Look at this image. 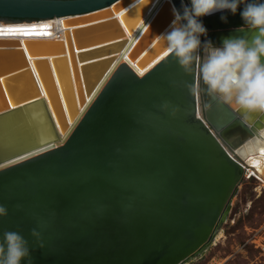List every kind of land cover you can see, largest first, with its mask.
Returning a JSON list of instances; mask_svg holds the SVG:
<instances>
[{
	"label": "water",
	"instance_id": "1",
	"mask_svg": "<svg viewBox=\"0 0 264 264\" xmlns=\"http://www.w3.org/2000/svg\"><path fill=\"white\" fill-rule=\"evenodd\" d=\"M129 1L0 0V21L63 27V39L0 38V238L20 232L31 264H185L211 245L245 175L186 87L196 68L167 52L136 73L150 60L133 58L152 40L151 57L161 51L174 18L168 1L144 18L153 0L121 10ZM239 11L201 18L214 45L254 35L237 31Z\"/></svg>",
	"mask_w": 264,
	"mask_h": 264
},
{
	"label": "clouds",
	"instance_id": "2",
	"mask_svg": "<svg viewBox=\"0 0 264 264\" xmlns=\"http://www.w3.org/2000/svg\"><path fill=\"white\" fill-rule=\"evenodd\" d=\"M238 9L244 23L237 31L254 35L230 36L219 46L214 45L201 18L225 11L235 15ZM173 15L170 30L162 34V39L185 73L197 69L198 79L186 85L189 91H203L210 98L205 108L225 106L244 123L255 114H264V0H182ZM220 18L227 22L226 16ZM6 215L7 209L0 205V218ZM32 235L38 236L35 229ZM0 264H31L29 242L20 232L3 233Z\"/></svg>",
	"mask_w": 264,
	"mask_h": 264
},
{
	"label": "bare ground",
	"instance_id": "3",
	"mask_svg": "<svg viewBox=\"0 0 264 264\" xmlns=\"http://www.w3.org/2000/svg\"><path fill=\"white\" fill-rule=\"evenodd\" d=\"M155 1L160 4L164 1H168V8L171 9L173 14V10L169 3V0H153L147 11L143 13L142 18L145 17L153 2ZM137 2L138 0H131L125 6H123L121 10L128 8L130 9ZM172 16L174 18V15ZM116 18L117 21L120 22L118 20V17ZM140 22L141 21L139 20L137 22V25H140ZM170 23L171 21H169L167 23L168 25H166L165 27H168ZM42 25H47V27L43 29L46 34H0V38H17L19 39V41L22 39H63V27L61 25V19L59 17H53L52 19H48L43 22L42 20L21 22L0 21V28L36 26L39 29ZM119 25L123 30V34L121 35V37H125L128 39L131 35H133L134 30L131 31V33H128L126 28L121 25V23H119ZM151 43H153V40L150 42V44ZM159 43L157 45L159 47L162 46V49L155 56L151 57V52L154 49L149 50V44L144 50H142L138 55H136L135 58H133L134 60L132 61V65L135 64L137 61L139 64H142L143 62H147L150 60L147 64H140L141 66L139 68H134V70L139 76H141V71H143L144 73L148 71L159 58L164 57L168 52L165 41L161 40ZM117 57L118 53H116L115 57L110 59H115ZM122 61L123 60L121 59V62ZM71 85L72 92L74 95L75 109L78 112L80 110V107L77 104L73 84L71 83ZM42 96L44 95L42 94ZM209 102L210 98L207 97L203 91L197 94L198 112L201 117L205 120L207 124H210L211 130L213 131V133L216 134L217 138L219 139V141H221V143L224 145L225 149L229 152V154L245 165L244 176H256L261 179L262 175L264 174V114H255L250 121L244 123L238 114L233 113L231 109L225 106L213 104L211 108H205L204 105ZM221 109H223L224 111H222ZM63 116L67 127H69L72 121L69 119L65 110H63ZM56 130L60 134L58 128H56Z\"/></svg>",
	"mask_w": 264,
	"mask_h": 264
},
{
	"label": "rangeland",
	"instance_id": "4",
	"mask_svg": "<svg viewBox=\"0 0 264 264\" xmlns=\"http://www.w3.org/2000/svg\"><path fill=\"white\" fill-rule=\"evenodd\" d=\"M185 264H264V174L240 180L213 242Z\"/></svg>",
	"mask_w": 264,
	"mask_h": 264
},
{
	"label": "snow or ice",
	"instance_id": "5",
	"mask_svg": "<svg viewBox=\"0 0 264 264\" xmlns=\"http://www.w3.org/2000/svg\"><path fill=\"white\" fill-rule=\"evenodd\" d=\"M47 25H42L38 29L36 26L32 27H7V28H0V34L5 35H14V34H23V35H43L46 34L43 29L46 28ZM141 75L144 74L143 71L140 73Z\"/></svg>",
	"mask_w": 264,
	"mask_h": 264
}]
</instances>
